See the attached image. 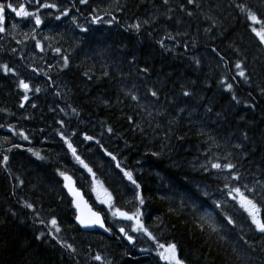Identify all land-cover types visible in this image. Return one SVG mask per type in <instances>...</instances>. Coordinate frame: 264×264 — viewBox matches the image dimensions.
Returning <instances> with one entry per match:
<instances>
[{"label":"trees","instance_id":"1","mask_svg":"<svg viewBox=\"0 0 264 264\" xmlns=\"http://www.w3.org/2000/svg\"><path fill=\"white\" fill-rule=\"evenodd\" d=\"M7 2L18 4L20 0ZM46 2L70 9L69 15L56 20L54 10L41 9L43 26L39 28L31 17L20 18L42 33L39 39L25 43H17L20 39H13L9 31L0 34V65L7 64L17 72L12 76L0 71V124L4 125L0 136L21 145L7 153L9 171L0 167V264H98L91 259L97 250L108 255L112 264H158L159 258L151 250L137 252L121 238H108L99 231L82 232L74 224V211L59 172L70 175L92 206L100 209L89 196L91 175L76 162L58 131L73 141L81 159L96 174L97 185L115 199L120 192L130 198L133 194V186L116 163L133 172L145 203L140 206L138 200H130L126 207L133 211L140 207L149 230L161 243H177L186 264H244L240 254L245 251L248 264H264V239L238 201L229 199L226 190L221 192L225 174L209 165L215 157L232 153L229 159L239 161L238 168L250 187L255 180L264 184V46L258 45L249 29L251 22L235 6L246 5L264 16V0H195L193 5L187 0H169L167 5L163 0ZM28 8L35 11L33 6ZM95 15L103 20L91 23ZM135 23L141 24L139 32L128 27ZM77 25L88 31L81 32ZM169 33L174 40L165 38ZM37 41L43 51L36 47ZM56 48L61 49L60 54ZM62 56L69 57L67 68H63ZM236 62L245 65L251 77L248 83L239 77L231 79ZM144 67L147 74L139 71ZM225 78L233 83L239 104L220 84ZM19 79L41 91H30L28 101H23ZM133 85L141 96L139 106L126 95L134 90ZM149 88L160 95L155 107L148 103L150 97L145 98ZM184 90L193 95L184 97ZM209 106L211 113L206 111ZM158 110H166L165 116L155 115ZM128 117L135 123L129 124ZM58 120L65 121L64 129ZM135 124L143 131L133 130ZM9 127L23 131L31 143L13 135ZM108 127L113 134L107 133ZM73 131L77 133L74 137ZM245 132L247 140L243 139ZM85 133L100 140L117 160L105 155L94 141H84ZM236 143L243 147L234 148ZM10 146L0 143V152ZM153 151L161 153L159 158L151 155ZM201 165H208V170ZM25 202L32 203L36 213L25 208ZM260 215L264 219V207ZM52 217L58 220L59 233L45 226ZM50 231L72 244L76 252L60 247L47 235ZM41 232L46 235L36 239Z\"/></svg>","mask_w":264,"mask_h":264},{"label":"snow or ice","instance_id":"2","mask_svg":"<svg viewBox=\"0 0 264 264\" xmlns=\"http://www.w3.org/2000/svg\"><path fill=\"white\" fill-rule=\"evenodd\" d=\"M80 4H87L88 0H79ZM163 3L167 5L169 3V0H163ZM187 3L189 5L195 4V0H187ZM28 6H33L35 8V11H30ZM238 9H240L241 12L245 13L246 19L251 22L249 25L250 32L255 36V38L258 40L259 46H264V16H258L255 12H253L251 9H248L246 5L243 4H236L235 5ZM41 9H52L57 13L55 15L56 20H60L62 17H66L69 15L70 9L64 8L61 9L56 3L54 2H46V0H20L18 4H14L12 2H0V34L4 33L6 31V11L10 10L12 13L15 14L16 17L27 19L29 17L34 20V24L36 28H39L43 21L41 19V16L39 15V12ZM183 11V9H181ZM96 10L93 9V12ZM171 11V9H169ZM107 14V13H106ZM188 15L191 16L192 13L188 12ZM171 16H168L167 19H171ZM103 20V17L99 15H95L93 19L91 20V23H97L101 22ZM112 20H115V17H112ZM73 24L76 23L75 18L72 20ZM144 23H148V21H144ZM255 25H259V27H255ZM17 25L13 24L12 27L15 28ZM77 27H80L77 25ZM130 29H134L135 31L139 32L141 29L140 23L130 24L128 26ZM81 32H87L88 29L85 27H80ZM207 31V30H206ZM25 35H29L28 33H25ZM33 39H35L34 36H32ZM166 39L174 40L175 37H173L170 33L165 37ZM17 43H21V41H17ZM161 47H165V44L163 40L159 41ZM36 47L39 48L41 51H43V46L40 44L39 41L36 43ZM15 51V49H13ZM213 52H216V49H212ZM55 52L57 54L61 53L60 48H56ZM219 55V53H217ZM221 60L224 59L223 56L220 57ZM63 60V68H67L69 66V57L68 56H62ZM135 60L133 59L130 61V63H134ZM197 64H199V61H196ZM235 68L237 71L235 74L231 77L232 80H236L237 77L242 79L245 83H248L250 81V75L246 73L245 71V65L241 62L235 63ZM0 71H3L5 75L11 74L12 76H17V72L10 68L7 64L0 65ZM31 71L33 73H37L36 68H32ZM139 71L141 73H148V68H140ZM86 76H88V79H91L92 77L88 75V73H85ZM105 76L108 75L107 72L104 73ZM49 79H51L49 77ZM220 84L224 87V90L233 93V83L229 82L227 78L221 79ZM18 86L24 93L23 95V101H28L29 96L28 93L30 91H34L35 93H39L41 89L39 87L33 88L30 86L29 83L25 82L23 79H19ZM134 90H129L126 95L131 100L136 102V104L139 106L141 101V96L138 94V90L136 89V86L133 85ZM59 95V93H57ZM182 95L184 97H191L193 93L190 90H184L182 92ZM261 95H264V89H261ZM150 97L148 103L151 104L153 107H155L156 104L159 103L160 95L158 90L155 88H149L147 89L145 93V98ZM231 99L235 101L237 104L240 103L237 96L233 93L231 96ZM33 108L36 107L35 104L31 105ZM20 107H24V103L20 104ZM245 107H254V105H245ZM145 110L147 111V105L145 106ZM63 112L64 110L61 109ZM180 111H183V109H180ZM207 112L211 113L213 111L212 107H208L206 109ZM73 114L78 115L77 109L72 108ZM166 110H158L155 115L157 116H165ZM148 115L152 116L153 113L151 111H148ZM219 115V114H218ZM129 124H134L132 117H128ZM57 123L60 125L61 129L65 128V121L64 120H58ZM172 122L169 121V124ZM4 127V125L0 124V128ZM159 127V125H157ZM135 129H140L143 131V128L140 124H135ZM8 131L11 132L13 135H16L20 138H22L25 141H31L29 140V137L25 135L23 131L15 132L12 127L8 128ZM43 131V129H41ZM107 133L109 135L113 134L114 130L112 127H108L106 129ZM201 135H204V132L201 131ZM57 135L60 137V140L63 141L64 145L67 146L68 151L71 153V155L74 157L77 163H79L92 177V184H93V191H96V185L100 182L96 179V174L93 172V170L84 162L83 159H81L80 155L78 154L77 147L74 146L73 141L65 135L64 131H58ZM77 133L73 131L71 133V136H76ZM182 139V137H180ZM243 139L247 140L248 136L245 132L243 134ZM83 140L92 142L94 141L97 145L100 146V149L104 151L105 155L109 156L113 161L117 160V157L113 155L112 152L108 151L106 148H104V145L101 144L100 140L95 139L92 135H89L87 133L83 134ZM4 142L7 144H10L11 146L3 149L2 152H0V167H3L5 171H9V161L10 157L7 153H11L13 149L20 148L21 145L17 143H12L7 137H4ZM234 148L240 149L243 147L242 143H236L233 145ZM27 151L32 152V149H27ZM32 155H34L39 160H44V157L41 156L38 152H32ZM152 156L159 158L161 155L160 152L153 151L151 153ZM207 155V154H205ZM232 153H229L228 156H225L223 158L221 157H215L213 161H209V165L211 169H214L217 171V173H223V180H224V188L221 189V192H224L226 190V195L231 200H237L239 203V206L241 209L244 210V212L247 213L248 217L251 219V225L254 226V230L261 234V238L264 239V219L261 218V208L264 207V184H261L260 180H255L253 183V186H249L248 182H245L247 179L243 173L240 172L238 168V160L237 162H233L231 159H229L230 156H232ZM239 155H243V153H240ZM225 161V162H221ZM116 167L120 170L121 173H123V177L126 178L130 184L133 186V194L136 200H138L139 205L143 206L145 203V199L141 193V184L137 181L136 178H134L133 172L125 170V168L121 167L120 163H116ZM201 167H204L205 170H208V165H201ZM59 175L62 177L66 183L64 184V188L68 190V193L73 197L71 203L74 204V206L77 208L79 214L76 216V220L79 223L81 227L84 228H92V227H99L100 229H103L104 232L109 233L111 235L113 231L118 233L117 239L123 238L126 240L129 244H136V237L129 234V231L126 230L124 226H119L116 228H113L111 225H107L105 222V218L102 217L100 212L92 211V209L87 205V202L83 200V196L81 195V192L75 187V182L73 181L72 177L67 175L64 172H59ZM235 182V183H232ZM23 181H21V184ZM239 185V186H237ZM241 188L244 189V191H241ZM247 193V194H246ZM207 195V193H205ZM259 197V199H257ZM97 199L99 202L103 205H106L111 213V216L115 219H120L124 221L130 222L128 225V228L130 229L131 233H137V234H143L150 240L159 251H157V255L161 260H164L166 264H186L185 259L182 258L180 254V250L178 248L177 243H161L156 235L153 234L152 231L149 230V228L145 225L141 217L143 216V212L141 211L140 207H136L134 211H123L120 207H116L114 203V197L111 192H109L107 189L103 190V195H101L99 192H97ZM213 203L216 205L217 208L221 207L220 203L216 200L213 201ZM25 208L31 210L33 213H36V209L32 203H27L23 205ZM83 206V207H82ZM83 209H87V214H85ZM15 215V213H13ZM37 219H40L39 215L36 216ZM228 224H233L234 221L230 217H226ZM42 224H45L44 220H40ZM51 226V229L54 230L55 233H59L61 231V228L58 224V220L55 217H52L45 226ZM215 231V229H214ZM46 234L41 232L39 236L36 237V239H41ZM47 235L51 236L53 240H56L57 244L60 245V247L68 250L70 253H75L76 249L73 247L72 244H67L62 242L56 235H52V232L50 231L47 233ZM241 240H243V237H240ZM244 244L248 246V248H252V245L248 243L247 240H244ZM254 250V249H253ZM142 252L150 251L148 248H142ZM92 260L99 262V264H110V262L106 261L105 258L101 254H95L91 257ZM240 259L244 261V264H248V261L250 260V257L248 256L247 252H242L240 254Z\"/></svg>","mask_w":264,"mask_h":264},{"label":"rangeland","instance_id":"3","mask_svg":"<svg viewBox=\"0 0 264 264\" xmlns=\"http://www.w3.org/2000/svg\"><path fill=\"white\" fill-rule=\"evenodd\" d=\"M6 17H7V20H6V31L5 32L7 33V31H9V33L12 34V38L13 39H20L19 41H21V39H23V41H21V42H24L25 43V41L30 40L32 38V36H34L35 39H39V37L42 35V33H40L38 30H36V29H33L32 30L31 29L32 27L29 28V24L26 23V21H22V20L15 21L14 20V17L15 18H20V17H16L15 15H14V17H12V15H10V16L6 15ZM18 21H20V22H18ZM13 24H16L17 26L15 28H13L12 27ZM44 24H47V23L44 22ZM25 33H28L29 35L26 36ZM3 142H4V137L3 136H0V143H3ZM104 189L105 188L103 186L96 185V191H93V187H91V195H89V194L88 195L91 196L90 198L93 200L94 204L98 208H100V210H102V212H103L104 216L106 217L107 221H109L112 225H114L116 223V221L111 216V213H110L108 207L106 205L101 204L99 202V200L97 199V192H99L101 195H103V190ZM131 195H132V197L130 198V197L124 196V193H121V192H120V194H117V196H118L119 199H115L114 198V203H115L116 207H120V208L125 209L127 211H133V210L130 209V207H128V208L126 207V205L129 203L130 200H135L134 194H131ZM138 239H140V240L143 239V241L145 242V244H143L142 246H141V244H139L138 246H135L134 247V250L135 251L141 252V249L142 248H148L154 254H156L157 251H159V249H157L156 247L155 248L153 247L154 244L150 240H148L147 237H144L143 235L142 236L141 235H138ZM149 245H151V246H149ZM97 253L98 254H101L105 258L106 261H108V262H110V264H112V261H110L108 255L103 254V252H101L99 250H97L94 253V255L97 254ZM156 256H157V258H159V256L157 254H156ZM97 263L99 264V262H97ZM164 263H166V262L164 261Z\"/></svg>","mask_w":264,"mask_h":264},{"label":"water","instance_id":"4","mask_svg":"<svg viewBox=\"0 0 264 264\" xmlns=\"http://www.w3.org/2000/svg\"><path fill=\"white\" fill-rule=\"evenodd\" d=\"M0 132H1V129H0ZM68 175V174H67ZM70 176V175H69ZM61 179H62V177H61ZM66 183V181H64L63 179H62V187H63V190H64V192H65V194H66V196L70 199V202L72 201V199H73V197L68 193V190L66 189V188H64V184ZM75 187H76V185H75ZM77 188V187H76ZM78 189V188H77ZM80 192H81V195L83 196V200L84 201H86L87 202V205L92 209V211H95L94 209H93V207L90 205V203L87 201V199L84 197V195H83V193H82V191L80 190V189H78ZM71 207H72V209H73V211H74V224L78 227V229L80 230V231H82V232H91V231H93V230H97V231H99L101 234H103V235H105V236H107V237H110L111 235H109V233H106V232H104L103 231V229H100L99 227H92V228H84V227H81L80 225H79V223L77 222V220H76V216L79 214V212H78V210H77V208L74 206V204L73 203H71ZM83 207V206H82ZM84 210V212H85V214H87V209H83ZM123 211H125V210H123ZM97 212V211H96ZM102 215V214H101ZM102 217H103V215H102ZM117 221H119V222H123L124 220H120V219H116ZM129 246H133V244H129L126 240H124Z\"/></svg>","mask_w":264,"mask_h":264},{"label":"flooded vegetation","instance_id":"5","mask_svg":"<svg viewBox=\"0 0 264 264\" xmlns=\"http://www.w3.org/2000/svg\"><path fill=\"white\" fill-rule=\"evenodd\" d=\"M6 15L10 16V15H12V12L10 10L6 11ZM17 20H20V18H17ZM92 203H94V202H92ZM107 224L113 226V228H116V227H119V226H124L126 228V230L129 231V234L130 235L136 237V244H135V246H138L139 244H141V246H142L143 244H145V242L143 241V239H141V240L138 239V235H141L142 236L143 235L142 233L141 234H137V233H131L130 232V229L128 228V225L130 224V222L125 221V222L120 223V222H117L116 221V223L114 225H112L109 221H107ZM114 232L115 231H113V233H112L113 234V238L117 239V235H115ZM121 239H123V238H121ZM158 264H166V263H164V261L159 258Z\"/></svg>","mask_w":264,"mask_h":264}]
</instances>
